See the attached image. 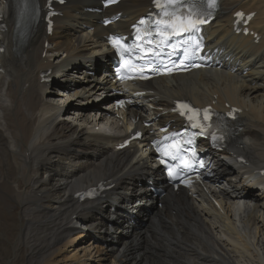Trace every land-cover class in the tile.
<instances>
[{"label": "bare ground", "instance_id": "6f19581e", "mask_svg": "<svg viewBox=\"0 0 264 264\" xmlns=\"http://www.w3.org/2000/svg\"><path fill=\"white\" fill-rule=\"evenodd\" d=\"M149 1L125 0L110 15L122 11L124 20L117 27L125 28L145 12ZM97 2L69 0L63 16L54 18L51 36L40 22L14 50V7L0 0V264H54L56 247L78 226L105 241V250L113 255L111 264H264V0H221L207 32L210 47L223 51L227 71L156 80L141 89L146 93L126 112L111 108L100 113L95 127H77L60 120L62 108L51 96L58 94L54 86L59 85L62 99L65 92L81 98L77 106L84 113L98 91L112 87L106 73L98 83L82 69L111 60L103 36L116 29L102 28L100 18L85 11ZM237 10L256 13L250 28L259 33L258 44L251 36L234 34L232 15ZM49 70L51 84L42 83L41 74ZM71 70L72 76L77 72L75 80L70 79ZM58 77L67 80L61 83ZM182 99L222 111L237 108L241 129L236 142L222 152L204 147L217 166L212 183L197 190L204 203L163 186L166 195L158 200L163 204L158 208L143 187L147 179L164 184L148 149L155 131L149 132L142 122L154 117L160 124L170 121L174 101ZM132 124L147 137L117 151L131 136ZM199 141L205 143V138ZM100 182L111 188L96 201L74 198ZM148 203L144 225L134 226L138 217L127 209L132 206L141 215Z\"/></svg>", "mask_w": 264, "mask_h": 264}, {"label": "rangeland", "instance_id": "374dc122", "mask_svg": "<svg viewBox=\"0 0 264 264\" xmlns=\"http://www.w3.org/2000/svg\"><path fill=\"white\" fill-rule=\"evenodd\" d=\"M73 76L77 77L76 71L73 72ZM76 79H78V78H76ZM53 98H54V103H56V104L57 103L61 104L63 102L62 97L59 96V94L54 95ZM67 104L68 103H65V104L62 103L64 108L66 107ZM75 110H76V108L74 106L73 111H75ZM70 113L71 112H69V111L64 112L63 116L61 117L60 120H68L67 121L68 123H70V121H73L74 125H76L77 127H82L83 123L80 120H78L77 118H75L76 116H73L74 120L71 117L65 118V117H67V115H71ZM91 119L92 118L90 116V120ZM90 124L93 125L94 122L91 123V121H90ZM90 124L88 123L89 126H90ZM75 231H73V233H72L73 235L71 234L67 239L62 240V242L56 247L58 249V251L56 252L55 256L53 257V263L54 264H111V261H110L111 259L107 256H104L101 253V251L99 250V247H101V246L95 242V240L91 237L90 234L86 233L85 231L83 233V230L79 231V229L78 230L76 229ZM69 239H72V242L67 244V240H69ZM75 239L76 240L78 239V240L75 241ZM104 258H105V260H103Z\"/></svg>", "mask_w": 264, "mask_h": 264}]
</instances>
